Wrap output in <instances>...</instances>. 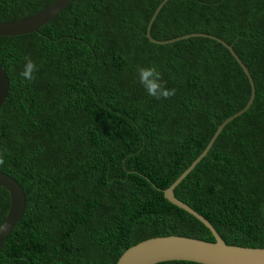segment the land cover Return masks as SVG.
<instances>
[{
  "label": "trees",
  "instance_id": "16d2710c",
  "mask_svg": "<svg viewBox=\"0 0 264 264\" xmlns=\"http://www.w3.org/2000/svg\"><path fill=\"white\" fill-rule=\"evenodd\" d=\"M53 1L0 0V22ZM162 1L72 0L37 32L0 36V65L9 78L0 106V171L26 196L0 264H116L127 248L154 236L214 241L163 191L218 125L246 105L251 86L216 40L151 42L148 23ZM189 33L231 45L256 91L174 194L225 243L264 248V0H167L151 37ZM25 56L39 68L31 82L19 75ZM150 64L174 96H148L136 66ZM8 207L0 187V224Z\"/></svg>",
  "mask_w": 264,
  "mask_h": 264
},
{
  "label": "water",
  "instance_id": "95a60500",
  "mask_svg": "<svg viewBox=\"0 0 264 264\" xmlns=\"http://www.w3.org/2000/svg\"><path fill=\"white\" fill-rule=\"evenodd\" d=\"M72 0H54L44 9L24 18L13 21L0 22V36H17L37 32L40 27L59 14ZM167 0H163L152 14L146 36L157 44H165L190 36H204L216 40L225 46L241 66L249 79L251 86L250 98L246 105L233 115L227 117L218 125L206 147L199 156L179 175V177L166 189L164 197L179 208L186 210L201 221L212 233L214 241H206L192 237L166 235L154 236L130 246L118 258L116 264H159L160 262L184 260L201 264H264V248L230 245L224 242L213 225L196 210L174 194V188L196 166V164L208 153L214 141L224 126L235 117L245 112L252 104L255 97V83L247 66L242 62L233 47L227 42L211 34L189 33L168 40H157L151 37L150 27L157 13ZM9 90V78L0 65V106L7 97ZM0 187L9 194V207L0 224V252L11 232L20 222L26 207V196L23 187L10 175L0 171Z\"/></svg>",
  "mask_w": 264,
  "mask_h": 264
},
{
  "label": "clouds",
  "instance_id": "9594fccd",
  "mask_svg": "<svg viewBox=\"0 0 264 264\" xmlns=\"http://www.w3.org/2000/svg\"><path fill=\"white\" fill-rule=\"evenodd\" d=\"M24 66L20 72V77L26 82H31L35 79V73L39 71L36 62L30 57H24ZM136 72L138 82L143 86L148 96L157 100L168 99L175 95V88H168L167 82L163 79V74L155 64L148 66L137 65ZM4 163V158L0 155V164Z\"/></svg>",
  "mask_w": 264,
  "mask_h": 264
}]
</instances>
